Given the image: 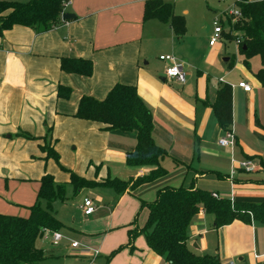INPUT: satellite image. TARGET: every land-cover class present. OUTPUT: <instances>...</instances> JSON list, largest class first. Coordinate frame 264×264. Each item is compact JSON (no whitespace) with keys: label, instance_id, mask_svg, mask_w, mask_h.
<instances>
[{"label":"crops","instance_id":"obj_1","mask_svg":"<svg viewBox=\"0 0 264 264\" xmlns=\"http://www.w3.org/2000/svg\"><path fill=\"white\" fill-rule=\"evenodd\" d=\"M68 1L64 13L74 18L67 22L44 32L14 25L0 36V213L27 216L45 174L56 183H68L70 173L101 182L135 179L154 169L126 165V154L136 145L135 130L111 129L75 116L82 96L103 100L117 83L135 86L149 108L153 139L167 153L160 162L166 173L122 194L102 186L73 194L68 187V199L52 204L65 226L60 232L98 251L95 264L127 243L128 229L144 225L148 211L141 201H152L164 186L192 185L231 202L264 201V87L253 74L259 59L252 58L248 69L237 46L234 58L221 55L218 42L209 45L211 24L220 13L210 0H162L185 18L180 38L167 23L143 19L146 0ZM165 54L183 63V84L165 78V63L158 59ZM63 59L88 60L92 72L86 76L62 70ZM240 81L251 90L238 87ZM223 84L231 88V147L218 144L224 131L209 105ZM59 87L68 88V95ZM47 129L58 163L41 149ZM245 160L252 161L254 171L241 167ZM84 198L95 205L89 216L79 208ZM189 234L186 246L195 254L215 256L221 264H264L262 223L234 220L215 228L211 214L196 213ZM63 242L62 262L82 263ZM36 245L45 259L56 257L50 250L61 243L52 246L39 238ZM132 245L107 264H170L147 246L143 235Z\"/></svg>","mask_w":264,"mask_h":264},{"label":"trees","instance_id":"obj_2","mask_svg":"<svg viewBox=\"0 0 264 264\" xmlns=\"http://www.w3.org/2000/svg\"><path fill=\"white\" fill-rule=\"evenodd\" d=\"M68 0H28L26 2L0 1V36L14 25H22L44 32L68 20L62 19L64 3ZM234 7L240 13L232 23L228 17L229 30L225 36L229 41L240 39L238 53L244 66L250 69L249 61L257 57L259 67L254 77L264 87V0H235ZM158 19L167 23L180 38L185 33V18L175 14L171 3L162 0H146L143 19ZM224 33V29H223ZM222 33V34H223ZM61 68L65 71L90 75L91 62L83 59H63ZM69 93L68 88L59 87ZM221 129L225 132L231 126V88L221 85L215 100L209 104ZM75 116L81 119L107 124L111 129L135 130L136 145L126 154V165L133 168L154 167L149 173L135 179L121 180L107 178L101 182L86 180L70 173L68 183H56L53 177L45 174L40 179L36 201L28 207L27 216L0 213V264H40L43 252L36 241L44 229L60 231L65 226L52 212L55 201L68 199V187L75 194L82 188L108 187L117 194L127 189L150 182L166 173L160 162L167 155L166 150L157 145L152 136L153 122L149 108L137 94L133 85L117 83L103 100L90 96L79 99ZM50 129L46 130L44 146L47 157L58 163V155L49 145ZM62 168V167H61ZM146 207L147 218L141 228L134 226L127 230L128 241L119 245L105 256V264L121 249H133L132 242L143 235L147 246L161 255L170 264H221L217 257L198 255L186 246L189 239V226L195 214L202 209L213 216L214 227L240 220L264 224V201L231 202L229 199L213 196V193L194 186H164L156 191L150 202L141 201Z\"/></svg>","mask_w":264,"mask_h":264},{"label":"built area","instance_id":"obj_3","mask_svg":"<svg viewBox=\"0 0 264 264\" xmlns=\"http://www.w3.org/2000/svg\"><path fill=\"white\" fill-rule=\"evenodd\" d=\"M69 1L64 3V7L68 5ZM230 15L233 16L235 20L239 17L240 13L237 9H231ZM222 17L221 15L216 16L213 19V32L209 38V45L212 46L215 43L222 41ZM235 44L238 47L240 44V39L235 40ZM158 59L165 63L163 72L164 76L168 80L175 81L177 83L183 84L186 80V74L184 70V65L182 62L178 61L173 55L165 54L159 55ZM237 86L242 88L245 92H249L251 90V86L245 82L240 81L237 83ZM218 144L223 147H231L234 145V135L231 130L225 131L224 135L218 139ZM241 167L244 168L248 172L254 171V166L252 161L245 160L241 163ZM213 196H217L213 193ZM84 216L91 215L95 210V205L93 201L89 198H84L82 204L79 206ZM204 211L200 209L197 213L202 214ZM41 239H47L52 246H58L62 241H67V247L70 249V254L73 255L78 261L82 260V263L77 264H95V259L98 257V251L93 249H88L81 243L75 240H71L65 237L60 231L44 229ZM74 264V263H69ZM224 264H234L233 261L228 260Z\"/></svg>","mask_w":264,"mask_h":264},{"label":"rangeland","instance_id":"obj_4","mask_svg":"<svg viewBox=\"0 0 264 264\" xmlns=\"http://www.w3.org/2000/svg\"><path fill=\"white\" fill-rule=\"evenodd\" d=\"M210 7L214 8V9H217L218 12H220L218 15H221L222 17V27L224 29V33L222 34V41H225L227 42L226 45H224V43L221 41V42H218L217 46L218 47H221V55H229V57H234V58H238V53H237V47H236V44H235V41H229L228 38L225 36V33L228 32L229 30V26H228V17L231 16L229 13H230V10L231 9H234V0H210ZM236 20V19H235ZM233 19V16H232V23L235 21ZM211 27L212 24H211ZM254 59H258L257 57H255ZM238 60V59H237ZM255 61V60H253ZM241 62V61H240ZM255 63V62H253ZM239 68L236 67V70H234V74L236 75H239V72H238ZM74 202L73 200H70L68 203H72ZM59 205V204H57ZM70 204H67V206H69ZM38 240V239H37ZM37 243V241H36ZM63 241L61 242V246L60 247H57V248H51L50 251L53 252H56V254L54 256L56 257H53V258H45L43 259L40 264H66L62 262L61 260V256L63 254V251H62V248H63ZM39 246H41V244L38 242ZM36 245V246H37ZM118 247V246H117ZM116 247V248H117ZM39 248V247H38ZM115 248V249H116ZM124 249V248H123ZM114 250V249H113ZM122 250V249H121ZM121 250H119L118 252H120ZM57 251L59 253H57ZM43 252V251H42ZM111 252V251H110ZM110 252L108 254H110ZM117 252V253H118ZM116 253V254H117ZM108 254L106 255H101L97 261V264H105V256H107Z\"/></svg>","mask_w":264,"mask_h":264},{"label":"water","instance_id":"obj_5","mask_svg":"<svg viewBox=\"0 0 264 264\" xmlns=\"http://www.w3.org/2000/svg\"><path fill=\"white\" fill-rule=\"evenodd\" d=\"M72 18H74L73 14H70V13H63L62 14V19L63 20H69V19H72Z\"/></svg>","mask_w":264,"mask_h":264}]
</instances>
